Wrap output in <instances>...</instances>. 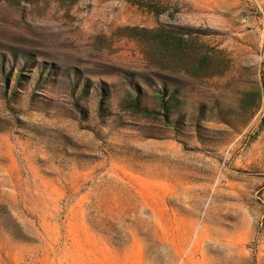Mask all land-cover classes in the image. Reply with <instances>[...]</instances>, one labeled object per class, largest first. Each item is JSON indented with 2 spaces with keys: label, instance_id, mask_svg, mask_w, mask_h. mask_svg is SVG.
<instances>
[{
  "label": "rangeland",
  "instance_id": "rangeland-1",
  "mask_svg": "<svg viewBox=\"0 0 264 264\" xmlns=\"http://www.w3.org/2000/svg\"><path fill=\"white\" fill-rule=\"evenodd\" d=\"M0 264H264V0L0 1Z\"/></svg>",
  "mask_w": 264,
  "mask_h": 264
},
{
  "label": "trees",
  "instance_id": "trees-1",
  "mask_svg": "<svg viewBox=\"0 0 264 264\" xmlns=\"http://www.w3.org/2000/svg\"><path fill=\"white\" fill-rule=\"evenodd\" d=\"M0 1H8V0H0ZM69 1H70L71 4H73V3H75V2H77L79 0H69Z\"/></svg>",
  "mask_w": 264,
  "mask_h": 264
}]
</instances>
